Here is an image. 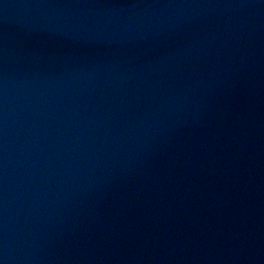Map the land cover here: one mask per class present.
<instances>
[{"label":"water","instance_id":"water-1","mask_svg":"<svg viewBox=\"0 0 264 264\" xmlns=\"http://www.w3.org/2000/svg\"><path fill=\"white\" fill-rule=\"evenodd\" d=\"M0 264H264V0H0Z\"/></svg>","mask_w":264,"mask_h":264}]
</instances>
